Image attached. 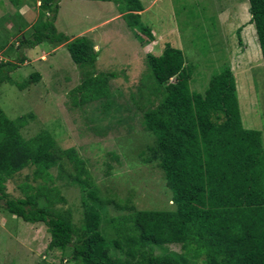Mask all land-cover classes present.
I'll return each instance as SVG.
<instances>
[{"label": "trees", "instance_id": "16d2710c", "mask_svg": "<svg viewBox=\"0 0 264 264\" xmlns=\"http://www.w3.org/2000/svg\"><path fill=\"white\" fill-rule=\"evenodd\" d=\"M10 1L21 6L19 0ZM61 1L40 0L39 18L31 34L20 37L17 52L43 43L53 49L65 45L83 77L74 90L75 104L108 100L106 76L96 73L99 51L94 41L70 38L56 28ZM91 1L120 2L121 15L136 38L147 45L156 40L141 22L140 0ZM248 1L250 24L256 27L264 57V0ZM19 60L0 63V85L16 84L11 74L27 59ZM147 61L157 86H146L150 88L142 90L141 98L146 91L162 97L157 104L146 98L152 105L143 110L142 124L154 143L147 148L150 156L145 162L159 165L173 194L174 209L134 211L113 218L109 224L115 237L108 239L101 230L102 203L97 202L95 182L78 152L62 150L48 131L25 139L22 130L35 116L11 120L0 108V200H5L6 211L25 223L45 225L51 237L48 249L71 251L74 264H264L262 135L243 126L233 71L223 68L200 94L191 91L196 66L182 50L166 44L160 56L149 53ZM29 78L33 83L41 80L39 74ZM27 84L17 86L24 90ZM104 105L108 108L110 103ZM31 168L34 181L40 183L24 182L25 197L10 198L6 184ZM63 179L82 194L79 225L70 209L54 208L56 203H66L54 185ZM174 245L181 251L167 250ZM156 249L164 252L157 254Z\"/></svg>", "mask_w": 264, "mask_h": 264}, {"label": "rangeland", "instance_id": "374dc122", "mask_svg": "<svg viewBox=\"0 0 264 264\" xmlns=\"http://www.w3.org/2000/svg\"><path fill=\"white\" fill-rule=\"evenodd\" d=\"M140 1L144 5L141 22L156 37L149 45L142 44L128 27L118 1L60 2L58 32L94 41L99 51L96 73L106 76L110 97L77 106L74 90L83 77L65 45L53 49L43 43L17 52L20 37L23 33L29 36L39 18L40 0H19L18 7L10 0H0V63L27 59L11 74L16 84L0 85V108L11 120L35 116L22 130L25 139L48 131L62 150L74 148L78 152L95 182L97 202L102 203L101 230L108 239L115 237L109 224L113 218L134 211L175 207L159 165L145 162L154 136L143 127V110L162 97L149 96L146 91L145 98H141L142 90H149L148 85L157 86L148 67L149 53L160 56L166 44L182 50L187 61L196 66L191 91L200 94L214 75L230 67L236 78L243 126L261 132L264 148V57L256 27L250 24L249 1ZM142 37L147 41L146 36ZM33 74H39L41 80L33 83L29 78ZM25 81L27 87L21 90L17 84ZM146 98L153 103H147ZM106 102L110 103L108 108ZM33 171L26 169L6 184L10 198L25 197L24 182L34 186L40 183L34 181ZM52 174L57 177L58 169ZM67 182L63 179L54 183L66 199L54 208L70 209L79 225L82 194ZM50 240L45 225L28 224L10 215L5 200H0V264H74L71 251L49 250ZM167 250L181 251L175 245ZM163 252L156 249L157 254Z\"/></svg>", "mask_w": 264, "mask_h": 264}]
</instances>
